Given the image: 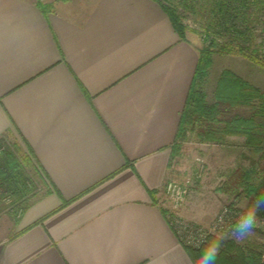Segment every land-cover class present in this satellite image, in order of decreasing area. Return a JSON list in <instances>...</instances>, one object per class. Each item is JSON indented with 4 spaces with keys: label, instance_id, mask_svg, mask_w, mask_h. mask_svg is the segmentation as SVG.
<instances>
[{
    "label": "crops",
    "instance_id": "1",
    "mask_svg": "<svg viewBox=\"0 0 264 264\" xmlns=\"http://www.w3.org/2000/svg\"><path fill=\"white\" fill-rule=\"evenodd\" d=\"M41 1L0 0V138L44 188L0 264H194L163 199L202 41L156 0Z\"/></svg>",
    "mask_w": 264,
    "mask_h": 264
},
{
    "label": "trees",
    "instance_id": "2",
    "mask_svg": "<svg viewBox=\"0 0 264 264\" xmlns=\"http://www.w3.org/2000/svg\"><path fill=\"white\" fill-rule=\"evenodd\" d=\"M156 1L168 13L183 39L187 29L175 1L207 22L201 30L204 43L172 147L171 162L189 133H195L202 143L218 145H226L232 136L243 137L245 149L264 152V92L229 69H224L218 78L213 102L208 101L206 91L216 53L245 56L264 68V56L259 54L256 35L264 0H202V4L198 3L200 0ZM38 5L45 13L51 8L41 0ZM236 108L250 109L251 114L231 116ZM0 148H3L0 154V214L7 212L18 221L32 204L29 197L36 190L31 170L41 177L29 157L16 145L0 138ZM221 190L235 196L244 194L248 200L244 213L264 219V171L260 170L258 162L252 161L250 167L232 172ZM7 201H11L8 206ZM185 249L194 264H264V245L247 250L234 240L211 236L201 248L185 246Z\"/></svg>",
    "mask_w": 264,
    "mask_h": 264
},
{
    "label": "rangeland",
    "instance_id": "3",
    "mask_svg": "<svg viewBox=\"0 0 264 264\" xmlns=\"http://www.w3.org/2000/svg\"><path fill=\"white\" fill-rule=\"evenodd\" d=\"M178 2L175 1V4L178 5V11L183 17L182 22L187 29L186 33L196 34L202 41L203 47L204 40L201 30L207 24L206 20L198 13L186 10ZM198 3L202 4L203 2L200 0ZM202 6L199 7L202 8ZM261 13L258 15L259 17ZM194 25H197L199 29ZM259 54L262 55L260 51ZM224 69L232 70L264 92V68L262 66L255 64L245 56L216 53L213 57L206 90L209 102L214 101L216 84ZM250 114V109L236 108L232 111L231 116L247 117ZM187 137L188 139L180 145L181 147L174 156L170 167V172L174 174V178L169 182L188 187L185 201L175 213L189 225L210 229L209 237L216 236L224 240H234L247 250L264 245V219L253 216L258 223L243 224L242 216L245 214L248 204L245 195H230L221 190L232 172L250 167L252 161L258 162L260 170L264 171V152L254 153L245 149V139L238 136L229 137L226 145L202 143L195 133H189ZM31 175L36 190L30 195L29 203L35 201L44 192L41 179L32 170ZM10 203L11 201H7V206ZM185 208L192 219L183 215L182 210ZM225 209H228V213L224 212ZM219 215L220 217L224 216L225 219H228L227 221L233 222H230L231 228L222 232L223 234L211 232L214 223L218 222L215 219ZM18 222L7 212L0 214V243L10 240L17 234ZM262 261L264 262V255Z\"/></svg>",
    "mask_w": 264,
    "mask_h": 264
},
{
    "label": "built area",
    "instance_id": "4",
    "mask_svg": "<svg viewBox=\"0 0 264 264\" xmlns=\"http://www.w3.org/2000/svg\"><path fill=\"white\" fill-rule=\"evenodd\" d=\"M197 27V25H194ZM199 29V27H197ZM201 30V28H200ZM257 43L259 50L264 55V10L262 11L258 26L256 28ZM3 148H0V154ZM188 192V187L185 185H178L173 182H168L165 187V197L163 199V204L169 205L170 210L167 212V218L170 226L175 231L179 241L186 247L190 248H200L202 247L210 236V229H204L202 227L192 226L187 224V222L175 213L184 203L185 197ZM228 213V209L224 210ZM228 215V214H227ZM239 218V216L237 215ZM224 216L220 215L215 219L218 221L214 223V228L212 229L214 233H222L230 227V222L227 221ZM220 221V223H219ZM250 222L258 223V221L251 215L243 214L242 223L249 224ZM233 223V222H232ZM223 234V233H222Z\"/></svg>",
    "mask_w": 264,
    "mask_h": 264
}]
</instances>
